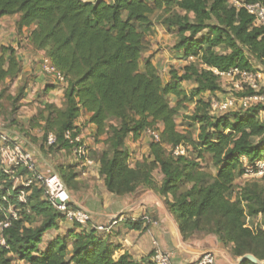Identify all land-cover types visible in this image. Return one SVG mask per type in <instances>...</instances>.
<instances>
[{
	"label": "trees",
	"instance_id": "16d2710c",
	"mask_svg": "<svg viewBox=\"0 0 264 264\" xmlns=\"http://www.w3.org/2000/svg\"><path fill=\"white\" fill-rule=\"evenodd\" d=\"M238 1L236 6L229 0H0V18L18 15V35L31 28L30 45L50 59L68 84L65 106L48 103L37 119L45 141L48 133L57 136L50 149L72 148L64 134H80L76 120L89 114L95 142L108 135V149L88 157L99 163L111 193L122 196L140 186L151 188L166 198L184 240L196 233L214 235L235 258L251 254L264 261V223L247 222L258 216L264 221V184L249 180L233 195L237 178L264 158V104L213 115L209 96L228 95L221 74L235 70L253 74L260 87L255 90L234 75L243 86L236 96L264 94L259 80L264 74V26L247 9L249 4L264 6V0ZM155 11H161L164 28L176 30L175 55L188 65L180 75L171 70L174 74L166 82L151 59L143 57ZM21 70L15 50L4 46L0 85ZM184 82L194 86L187 88ZM169 95L177 98L176 105ZM187 103L194 104L190 119L198 125L195 139L178 129L177 116ZM148 129L157 131L160 139H152L149 155L131 164L126 142L130 137L139 140ZM179 145L186 153L176 156L173 151ZM207 155L216 174L201 165ZM76 167L57 166L68 188L76 187ZM0 182V222L7 219L10 204L20 213L4 231L7 247H0V264H15V256L28 264H145L126 251L116 257L120 246L108 244L95 228L76 223L41 251L44 234L65 219L46 199L43 187L26 188V202L19 200V189L6 190L13 181L1 169V147ZM126 225L141 229L142 221L129 219ZM76 227L83 230L77 233ZM240 264L257 263L245 259Z\"/></svg>",
	"mask_w": 264,
	"mask_h": 264
},
{
	"label": "crops",
	"instance_id": "0c3cea01",
	"mask_svg": "<svg viewBox=\"0 0 264 264\" xmlns=\"http://www.w3.org/2000/svg\"><path fill=\"white\" fill-rule=\"evenodd\" d=\"M15 18L17 20L19 16H4L0 18V42L3 47H11L15 50V55L22 66L27 69H34V74H28V93L31 94L33 86H36V88L40 86L42 89L46 90L47 83L54 85H50L53 87L50 89H54L55 91L58 90V88H61V85H59L54 78L42 72L39 61L37 60L38 57L44 54L35 50L30 45L27 33L18 35ZM9 19H11L12 23H9ZM164 55L165 54H161L159 57H163ZM143 57L146 58L144 54ZM159 57L156 62L152 57L150 59L160 71L168 70L167 65L164 64V60H161ZM9 58H11V55L8 59ZM35 74L37 76H34V79L33 75ZM224 76H229L231 79H234V77L229 74H225ZM259 76L264 86V74L261 73ZM183 85L187 88L194 86L191 82H184ZM209 96L213 97L212 95ZM89 117V114L83 113L81 117L76 120V126L80 130L84 144L87 146L88 155L90 150L102 153L103 143L95 142V126L89 123ZM260 117L262 121H264V110L260 112ZM8 130L11 136L16 141L22 143L25 149L35 152L39 170L50 173L58 172L57 166L61 164H74L77 166L75 173L77 174L76 181H78V186L75 187V189L72 187L69 189L76 203L90 212L92 216L87 227L95 228L99 225H107L114 217L118 218L117 224L112 229L100 233L111 246H120L121 249L115 252L116 257L126 251L136 260L144 261L145 264H153L152 255L155 249L159 247L164 251L172 253V260L175 264H188L202 255L205 251L211 250L216 253L215 264H235L237 258L232 255L230 248L224 246L214 235L196 233L190 239L184 240L181 237L175 218L166 206V198L154 190L140 186L131 194L122 196L115 195L105 186L104 180L99 174L100 165L98 162L90 159L92 164H89L85 160H81L74 154L71 147H56L48 151L45 149L41 150L39 146H35L24 137L20 136L18 132L9 128ZM36 132L39 131L36 130ZM39 135L40 134H38V137ZM139 143V140H133L132 149L138 151V154H140V157L137 159L143 157L141 152L139 153ZM145 151L146 150H143V152ZM214 174H216V172ZM155 176L158 182H160L162 176L160 175L159 178L157 175ZM243 176H245V174ZM169 199L172 201V197H169ZM129 219L133 221H142V228H130L126 225V221ZM73 224V222L68 220L60 221L58 223L59 228L49 230L44 234L39 249L43 251L52 239L59 234L66 233L68 228H73ZM82 230L83 228L76 227L77 233ZM16 262L17 264H28L26 261L19 259V257L15 259L14 263Z\"/></svg>",
	"mask_w": 264,
	"mask_h": 264
},
{
	"label": "built area",
	"instance_id": "2783aa9c",
	"mask_svg": "<svg viewBox=\"0 0 264 264\" xmlns=\"http://www.w3.org/2000/svg\"><path fill=\"white\" fill-rule=\"evenodd\" d=\"M247 9L251 12L259 25L264 26V6L260 3L249 4ZM193 59L192 57L189 59ZM42 72L54 78L57 82H65L64 76L58 72L56 67L51 63L50 59L44 56L41 60ZM239 74L245 84L259 90V85L255 82V76L249 72H240L238 70L229 73V75ZM221 75H225L222 73ZM234 80V79H233ZM235 82V81H234ZM235 91H240L243 86L240 82L234 83ZM228 92V91H226ZM228 95L211 97V113H226L237 110L239 108L247 109L256 104L264 103V94L254 95L249 97H240L228 92ZM152 139L159 141L160 135L153 129L146 131ZM66 140L72 146L73 152L81 160L92 164L88 157L87 146L83 142L81 134L73 135V132L68 130L64 134ZM45 144L47 147L57 144V136L54 133H48ZM0 147H1V169L9 179L13 181L11 189H6L8 192H15L19 189V200L26 202L25 189L32 186L43 187L46 199L52 204L56 211L63 216L65 220L76 223L83 228L87 227L92 219L90 212L80 206L74 200L70 189L65 184L58 172L46 173L39 170L37 165V155L33 151H29L22 146V143L16 141L10 134L6 122L0 117ZM173 153L176 156L184 155L186 149L183 145L177 146ZM24 170V171H23ZM245 176H253L254 178H264V158L260 159L256 167L246 171ZM3 184L0 182V189H3ZM2 199L9 202L7 196ZM0 208L3 204L0 203ZM6 211L7 219L0 222V247H7L4 231L10 227L11 218L18 219L20 217L19 210L13 204H10ZM118 222V218H113L107 225L96 226L97 232H107L112 229ZM153 264H175L172 260V253L164 251L161 248H156L152 255ZM216 253L214 251H205L188 264H215Z\"/></svg>",
	"mask_w": 264,
	"mask_h": 264
},
{
	"label": "rangeland",
	"instance_id": "374dc122",
	"mask_svg": "<svg viewBox=\"0 0 264 264\" xmlns=\"http://www.w3.org/2000/svg\"><path fill=\"white\" fill-rule=\"evenodd\" d=\"M112 1V0H107ZM230 3L238 6L239 1L238 0H229ZM160 15L161 11H155L151 15L152 19V27L150 33L146 36V42H145V52L144 55L146 58H153L156 62L157 58L161 56V54H165L161 58V60H164V64L167 65L168 70H161L160 74L163 78V81H169L170 77L174 72H176L178 75L182 73V70L185 66H188L185 61L182 59H179L177 55H175V41H176V30L173 32H169L166 28H164L160 23ZM16 20V18H15ZM18 20V19H17ZM16 20V22H17ZM9 23H12L11 19H9ZM16 24V23H15ZM8 25V24H7ZM11 27V26H9ZM17 31V27H16ZM31 28H25L22 31V34H28L30 33ZM27 35V36H28ZM2 48L3 45L0 42V56L2 55ZM11 49V47H10ZM10 56V52L7 53V58ZM44 56L38 57L39 65L41 66V60ZM174 70L173 73L170 71ZM166 71V72H165ZM33 73L34 69H27L26 67L22 66V70L19 73V75L14 78L7 79L2 85H0V117L2 120L6 122V126L9 129H12L22 137H24L28 142L34 144L35 146H39L41 150H50L45 144V139L42 137V132L39 127L36 126L37 119L40 117V114L43 113V110L46 106V104L51 103L54 104L60 108H63L66 103L65 98V90L68 86L67 83L64 82H57L59 85H61V88H58V90L50 89V83H47L49 87L46 88V90L42 89L40 86L36 88V86H33L31 94L27 91V84H28V74ZM37 76L36 74L33 75ZM260 78V76H259ZM260 80V79H259ZM220 83L222 87L228 91L231 92L233 95L236 94L237 91L234 89V80L231 79L229 76H221ZM54 86V85H51ZM23 95L21 98H17L18 93L21 89H23ZM44 88V87H43ZM44 90V91H43ZM169 101L172 105L177 104V98L173 95H169ZM204 98L208 99L210 97H207V95L204 96ZM264 104V103H261ZM241 109V108H239ZM194 111V104H186L184 105V109L180 111V113L177 116V123H178V129L180 132L184 134L191 135L193 139H195L198 135V125L196 123H191V115ZM115 121H112L110 124L114 123ZM39 131V132H36ZM38 134L39 137H38ZM108 135H104L99 139V142L103 143V151L108 149V146L106 144V139ZM139 153L143 156L149 155V147L150 143L152 141V138L148 134H143L139 139ZM126 146L129 149V152L131 154L130 156V162L131 164H134L140 157V154H138V151L133 150V140L132 138H128L126 142ZM58 149V148H57ZM143 150H146L143 152ZM56 151V150H55ZM92 150H90L89 155H92ZM203 167L210 170L213 174L217 172L216 167L212 164L211 156L207 155L206 159L202 162ZM156 172V175L158 178L161 174ZM253 179L261 180L264 184V178H254L253 176H241L238 177L236 180L235 189L233 190V195L238 191L239 186L244 184L245 182ZM78 186V181L73 182V186ZM151 189V188H150ZM153 190V189H152ZM40 220L38 221V223ZM247 222L249 225H256L258 223L263 224L264 221L260 216L258 217H248ZM36 223V225L38 224ZM17 259V257H14ZM14 259V262H15ZM17 264V262L15 263Z\"/></svg>",
	"mask_w": 264,
	"mask_h": 264
},
{
	"label": "water",
	"instance_id": "95a60500",
	"mask_svg": "<svg viewBox=\"0 0 264 264\" xmlns=\"http://www.w3.org/2000/svg\"><path fill=\"white\" fill-rule=\"evenodd\" d=\"M245 259L251 260L252 262L257 263V264H264V261H259L255 256L251 254H246L243 257L235 260V264H240Z\"/></svg>",
	"mask_w": 264,
	"mask_h": 264
}]
</instances>
